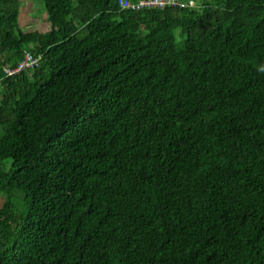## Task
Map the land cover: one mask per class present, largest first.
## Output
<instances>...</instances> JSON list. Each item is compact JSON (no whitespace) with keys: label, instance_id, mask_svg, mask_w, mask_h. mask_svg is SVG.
<instances>
[{"label":"trees","instance_id":"obj_1","mask_svg":"<svg viewBox=\"0 0 264 264\" xmlns=\"http://www.w3.org/2000/svg\"><path fill=\"white\" fill-rule=\"evenodd\" d=\"M180 2L0 0V264H264V0Z\"/></svg>","mask_w":264,"mask_h":264},{"label":"built area","instance_id":"obj_2","mask_svg":"<svg viewBox=\"0 0 264 264\" xmlns=\"http://www.w3.org/2000/svg\"><path fill=\"white\" fill-rule=\"evenodd\" d=\"M120 4L122 8H130V9H139L141 7L164 8L167 5H172V6L183 5L180 2V0H140L139 4H135L130 0H120ZM40 64H41L40 57L36 56L31 51H27L23 59H21L16 66L4 68L3 73L0 74V85L5 78L24 71H33L36 68H38Z\"/></svg>","mask_w":264,"mask_h":264},{"label":"rangeland","instance_id":"obj_3","mask_svg":"<svg viewBox=\"0 0 264 264\" xmlns=\"http://www.w3.org/2000/svg\"><path fill=\"white\" fill-rule=\"evenodd\" d=\"M43 0H22V11L20 13V24L23 27L30 25L32 18L34 16H42L46 11H44ZM5 202V196L0 193V207L3 206Z\"/></svg>","mask_w":264,"mask_h":264},{"label":"crops","instance_id":"obj_4","mask_svg":"<svg viewBox=\"0 0 264 264\" xmlns=\"http://www.w3.org/2000/svg\"><path fill=\"white\" fill-rule=\"evenodd\" d=\"M21 11H22V9H21Z\"/></svg>","mask_w":264,"mask_h":264}]
</instances>
